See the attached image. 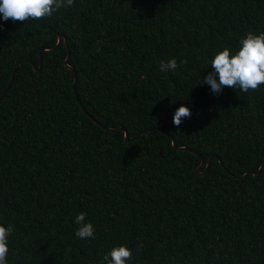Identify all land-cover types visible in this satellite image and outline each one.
Returning a JSON list of instances; mask_svg holds the SVG:
<instances>
[{
  "label": "trees",
  "instance_id": "16d2710c",
  "mask_svg": "<svg viewBox=\"0 0 264 264\" xmlns=\"http://www.w3.org/2000/svg\"><path fill=\"white\" fill-rule=\"evenodd\" d=\"M249 31H264V0H74L0 21V96L24 61L0 99L8 264H101L118 245L129 264H264V167L239 177L264 164V84L203 82ZM81 212L92 239L75 235Z\"/></svg>",
  "mask_w": 264,
  "mask_h": 264
},
{
  "label": "clouds",
  "instance_id": "9594fccd",
  "mask_svg": "<svg viewBox=\"0 0 264 264\" xmlns=\"http://www.w3.org/2000/svg\"><path fill=\"white\" fill-rule=\"evenodd\" d=\"M74 0H0V21H24L50 16L62 6H71ZM183 63V61H181ZM211 71L204 77L210 91L219 93L225 86L239 88L241 91L257 89L264 84V31H249L239 41V48L228 47L216 52L211 59ZM176 58L159 63L161 72L175 71ZM191 115V109L181 104L173 113V125H180L185 117ZM86 213L74 217L77 225L75 235L81 240L92 239L95 228L85 219ZM13 228L0 223V264H8L9 240ZM132 249L127 245L111 248L101 260V264H129Z\"/></svg>",
  "mask_w": 264,
  "mask_h": 264
},
{
  "label": "water",
  "instance_id": "95a60500",
  "mask_svg": "<svg viewBox=\"0 0 264 264\" xmlns=\"http://www.w3.org/2000/svg\"><path fill=\"white\" fill-rule=\"evenodd\" d=\"M63 38H64L65 45L68 47V40H67V37H66L63 33L59 34L58 42H57L56 46H58L60 43H62ZM56 46H55V47H56ZM50 48H53V47H46L45 49H50ZM41 52H42V50H41ZM69 57H70V50H68V56H67V58H66V62H68ZM40 58H41V59H40L39 67H37V66L33 63V66H34V68H35L37 71H40L41 68H42V53H40ZM23 62H24V61H21V62L17 65V67L15 68V70H14L12 76H11V79H10V81H9V83H8V85H7V87H6V89L4 90V92L2 93V95L0 96V99L4 96V94L6 93V91L8 90V88L10 87V85H11L13 79H14V76H15V72H16V70L21 66V64H22ZM69 66H70L71 69H74L73 66H71V65H69ZM76 82H77V75H76V72H75L74 87H75V85H76ZM76 95H77V97H78V94H77V93H76ZM102 126H103V125H102ZM103 127L106 128V129H108V130H112V131L119 130V129H123V130L125 131V138H126V140H130V139H131L130 136H129V133H128V131L126 130L125 127H116V128H110V127H105V126H103ZM152 129H156V130H159V131L163 132L162 129H160L159 127L155 126V127L149 128L144 134L150 132ZM166 134H167L168 136H170V133H167V132H166ZM138 137H139V136H136L135 138H138ZM173 144L176 146V141H175V139H173ZM178 148H179V149H189L187 146H181V147H178ZM214 156H215V155L210 156L208 162H206V158H205L204 156H201V163H200V165L197 167L196 171L199 172V173H201V174H205V173L207 172V170L209 169V167H210V165H211V161H212V159L214 158ZM204 166H205V169H204L203 171H201V169H202ZM263 167H264V164L259 168V170H257V171H251V172H246L245 174H243V175H241V176H239V177H243V176H246V175H248V174L257 175V174H259V172L262 170Z\"/></svg>",
  "mask_w": 264,
  "mask_h": 264
}]
</instances>
